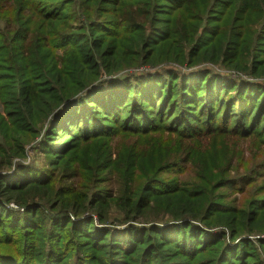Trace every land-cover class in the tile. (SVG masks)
<instances>
[{
  "label": "trees",
  "instance_id": "obj_1",
  "mask_svg": "<svg viewBox=\"0 0 264 264\" xmlns=\"http://www.w3.org/2000/svg\"><path fill=\"white\" fill-rule=\"evenodd\" d=\"M73 1L61 0V9H39L40 16L28 3L12 13L0 10V227L2 231L27 229L25 235L31 229L37 238L41 233L47 237L44 251L33 252L32 260L12 250L0 253V264H39L42 257L45 264L63 263L71 253L58 252V245L67 239L74 240L78 250L87 242L90 251L83 264H153L151 259L158 261L155 264H192L207 246L223 263L231 252V264L245 252L239 246L237 254L229 248L233 239L263 248L264 200L248 203L223 192L242 195L250 185L260 183L258 189L264 193V124H256L264 103L255 106L259 86H238L208 71L193 73L188 76L189 103L195 104L193 95L202 76L205 82L199 91L206 96L207 107L201 109L202 101L198 113L209 115L207 124L200 126V118L181 110L172 114V125L163 126L162 117L171 115L169 109L163 114L159 110L158 118L150 115L162 86L166 85L164 95L170 96L172 79L136 76L133 95L129 77L117 76L141 61L153 67L152 58H183L179 50L155 55L154 50L172 37L186 42V33L178 30L180 23L197 34L204 0L203 4L198 0H102L100 12H106L110 20L88 19L78 25L70 10ZM222 3L224 9L230 7L227 0ZM106 4L111 6L108 10ZM163 8L182 17L167 22L163 35L155 28L148 36L147 27ZM208 10L221 13L214 6ZM34 17L41 24L32 23ZM104 22L113 26H97ZM215 22L205 25L203 32L218 36V19ZM132 36L138 50L124 66L126 49L120 43ZM181 84L184 94L186 79ZM188 100L187 96L173 99L183 105ZM214 107L222 115L226 112L224 121L211 123ZM43 131L38 151L44 155L45 167L19 162L26 157L27 145ZM249 148V156H244ZM160 174L165 175L163 180L158 179ZM102 183L106 188H99ZM8 203L21 214L7 209ZM46 204L53 213L49 218L41 213ZM112 205L122 215L123 230L107 226L113 227V222L108 223ZM89 209L95 211L85 214ZM167 241L178 248V256L188 259L166 257L163 244ZM22 245L24 250L30 247ZM93 246L99 257L93 255Z\"/></svg>",
  "mask_w": 264,
  "mask_h": 264
},
{
  "label": "rangeland",
  "instance_id": "obj_2",
  "mask_svg": "<svg viewBox=\"0 0 264 264\" xmlns=\"http://www.w3.org/2000/svg\"><path fill=\"white\" fill-rule=\"evenodd\" d=\"M25 1V2H23ZM96 0H86L84 3H82L81 0H74L70 4V10L72 11L73 20L75 21L74 24L78 25V22L80 21H86L90 19L89 21H106L110 20V16L105 13L100 12V9L102 8L101 1L99 0V3H95ZM203 4L202 0H198V3ZM224 0H204L205 6H204V12H203V18L201 23H196L195 28L197 27V34L195 35L192 29L183 28L182 23H180L178 30H181V34L184 32L186 33V42L182 40H179V38L172 37L170 40L165 41L162 45H160L156 50H154L155 54H160L161 52L166 51H173V50H179L181 55L180 59L177 60H168V59H160L158 58H152V62L154 64L153 67H150L149 65H145L141 62L138 63V65L133 68L134 66H130L129 68L126 67L125 69L121 70L117 76H123V77H129V83L131 84V88L133 89L132 94H135L134 86L135 81L134 77L136 76H144L146 74H155V76H160L162 80H166L168 78L172 79L170 84V96L167 94V96L164 95L165 92V86H162L160 90L158 91L157 95L155 96V108H153V114L150 116L154 118H158L159 115L156 113L160 110L161 114L166 112L165 110L169 109L170 113L165 114L161 120L160 124H163V126L172 125L171 123L174 121L172 119V114H178V112H184V113H192L196 117L200 118V126H204L207 124L208 120L206 119L208 114L198 113L199 107L202 105L201 109H203L206 106V101H204V93L199 91V88L202 86L204 87L203 77H200V81L198 86L196 87L195 95H193L194 98V105L190 104L189 101L192 99L190 98L192 95L190 94V81H188V76H190L193 73H197L200 71L203 72H210L211 74H215L217 76H221L223 78H226V80L235 82L239 86V84H251V85H257L259 86L257 98L255 100V106L261 103H264V97L260 95H264L262 93L264 90V3L260 2V0H227L230 2V7L228 9H224L223 2ZM65 1H63L64 3ZM104 2V0H103ZM162 2V1H160ZM25 3H28V7L34 10V15L36 14L40 16L37 13V10L42 9V11L50 10V8L58 7L62 8L61 0H0V10L6 14L8 11L9 13H12V11H16L19 6H26ZM164 4V2H163ZM13 6L14 9L11 7ZM106 10L110 8V5L106 4ZM208 6H214L215 9L221 10L219 13L218 11L210 12L208 10ZM257 7V8H256ZM164 11H159L158 15H156V19L154 20V24L147 27V35L152 33L153 29H158V35H163L166 31V28L169 23V21H172L171 23L175 22L176 19H180L182 16L178 14L171 15V13H165L167 10L163 8ZM195 12V11H193ZM224 13V14H223ZM183 14L188 17L189 15L184 10ZM65 15H67L65 13ZM216 17H215V16ZM28 15L24 14L21 15L22 18H27ZM207 16H209L208 19ZM215 19H218V36L211 37V34L204 33L203 29L205 28V25L207 24H217L214 22ZM32 23L35 24H41V21L38 19V17H34L31 19ZM3 21H0V28L2 26ZM177 23V22H176ZM48 26L51 25V22L47 21L46 23ZM106 24L112 25L111 22H104V24L97 25L98 27L105 29ZM112 26L110 28L112 29ZM183 32V33H182ZM194 37V40L191 42H187L190 37ZM135 37H129L128 41H122L120 43V47L122 49H126V55L123 56V61L121 65L129 64L128 62L133 59V52L134 50H138L137 47L134 46ZM165 46V47H164ZM119 47V51L121 52L122 49ZM148 52V51H147ZM227 52L225 54L226 57H223V53ZM137 59H135L133 62H135ZM133 62L131 64H133ZM119 65V66H121ZM118 66V67H119ZM166 71H174L176 74L174 76H169V74H166ZM3 72V71H2ZM10 73L12 71H9ZM3 74H7V71H4ZM129 74V75H128ZM176 77V78H175ZM115 77H109V79H113ZM186 79V92L182 94L181 90H184L185 88L181 84V82H184ZM163 83V82H162ZM262 93V94H261ZM189 98L188 101L183 103H177L174 102L173 99L177 97V99H184V97ZM197 100V102H195ZM203 101V102H202ZM182 106V107H180ZM181 108V109H180ZM187 108H190V112H185L188 110ZM213 115L214 117L213 121L211 123H220L223 118L225 117L224 114L222 115L220 113L219 108H213ZM164 111V112H163ZM121 113H119L120 116ZM124 116V115H123ZM121 116V117H123ZM148 116L147 118H149ZM209 116V115H208ZM260 120L258 121L260 123L264 124V109L259 115ZM231 116H229L227 120V127H231ZM128 119V118H126ZM149 120V119H147ZM160 120V119H159ZM224 121V120H223ZM160 122V121H159ZM264 129V127H263ZM264 136V135H263ZM44 137V131L41 132L33 141H31L27 147H26V157L23 160H20L19 162H22L24 165L32 166V167H45V159L44 155L41 154L38 151V146L42 142V139ZM243 148L246 146L243 145ZM249 151V152H248ZM250 151H252L251 148L244 150V156H249ZM238 173L242 172L240 167H237L235 169ZM168 175V174H167ZM100 176V175H99ZM253 176V175H251ZM165 177L164 174H160L158 179L163 180ZM260 183H255L250 185L248 190L245 194L239 195L238 193L234 192H227L223 190V192L228 193L230 195L231 199H242L244 201H247L248 203L250 200H253V202L259 203L260 201L264 200V193H262L258 189V185ZM107 185H104L102 183L99 188L104 189ZM222 193V191H219ZM232 196V197H231ZM35 203H39L38 199H34ZM15 205L13 203H8L6 208L21 214V210L19 208H15ZM50 207L48 205H44L42 216H45L49 218V215H53L51 213ZM95 210H88L85 214L91 215L92 212ZM122 215L119 213V210L112 205L111 211H110V219L108 223H112L111 227L109 226V229L111 230H123L124 224L121 223ZM140 224V223H139ZM142 225V224H141ZM139 227V226H137ZM114 228V229H113ZM140 228V227H139ZM2 228L0 227V253H8L13 251H18L21 253L25 259L32 260V254L33 252H40L41 249L44 251L45 243L47 240V237L45 236V233H41L39 238L36 237L35 231L29 229V235H25L24 231L27 229L16 227L14 230H10V228L6 227V231H2ZM199 231V230H197ZM214 232V231H213ZM213 232H209L214 234ZM216 232V231H215ZM13 237V239H12ZM193 237V235H192ZM198 238V237H196ZM240 239V238H239ZM238 238L233 239L234 243L229 244V248L233 249V252L236 254L238 253V248H245V252L242 253L243 256L241 260H237L236 263H233L235 261H231V264H264V247L259 245H255L251 242V246H247L246 243H242ZM243 240V239H242ZM174 240H171L172 242ZM74 240H63L60 242L59 251L58 252H65L68 251L71 253V257L68 258L63 263L58 262L57 264H77L79 262L80 264H83L82 259L86 258V256L89 254L90 250L86 249V243L84 242L81 244L82 248L81 250H78L75 248ZM180 242V241H179ZM22 243H27L30 245L27 250L21 249ZM240 244V245H238ZM171 246V247H168ZM94 247V246H93ZM164 255L166 254V257L169 255L173 261H180L182 258L188 259L186 256H178L179 250L178 248L172 247V244L166 243L163 244ZM211 246L204 247V252L198 253L194 258L192 264H220L223 261H220L217 257V253H215L213 250L210 249ZM180 248V247H179ZM55 249V248H54ZM20 250V251H19ZM27 251V252H26ZM93 255L99 257V255L95 252V247L93 248ZM110 251H106V254H109ZM59 254V253H58ZM168 254V255H167ZM54 255H51L49 259L51 260L54 258ZM231 257H233L232 253L230 252ZM230 257V259H231ZM230 259L226 258L225 262L228 263ZM46 260V261H47ZM232 260V259H231ZM150 262L158 263V261H155L154 259H151ZM224 262V263H225ZM223 263V264H224ZM39 264H45L44 257L41 258L39 261ZM87 264V263H86ZM93 264H98L94 262Z\"/></svg>",
  "mask_w": 264,
  "mask_h": 264
},
{
  "label": "built area",
  "instance_id": "obj_3",
  "mask_svg": "<svg viewBox=\"0 0 264 264\" xmlns=\"http://www.w3.org/2000/svg\"><path fill=\"white\" fill-rule=\"evenodd\" d=\"M16 208V206H14Z\"/></svg>",
  "mask_w": 264,
  "mask_h": 264
}]
</instances>
